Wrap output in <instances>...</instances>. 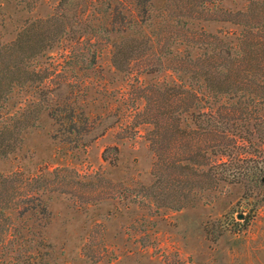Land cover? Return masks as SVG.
<instances>
[{"label": "trees", "instance_id": "trees-1", "mask_svg": "<svg viewBox=\"0 0 264 264\" xmlns=\"http://www.w3.org/2000/svg\"><path fill=\"white\" fill-rule=\"evenodd\" d=\"M50 6L46 17L30 16L17 26L14 38L0 34V159L20 151L23 139L14 131L29 126L27 120L37 125L40 116L33 119L31 109L50 101L49 89L62 87L53 86L54 78L70 87L77 70L97 71L108 50L123 82L163 72L174 77L135 87L123 122H136L119 124L123 131L149 127L157 166L183 169L193 196L195 189L228 184L242 186L247 197L264 188V0H59ZM58 54L61 61L48 67ZM31 90L32 99H22L14 112L13 95ZM48 112L58 127L54 140L77 148L102 120L77 113L70 99ZM50 184L43 171L28 178L0 173V264H57L45 234L43 198L57 189Z\"/></svg>", "mask_w": 264, "mask_h": 264}, {"label": "rangeland", "instance_id": "rangeland-1", "mask_svg": "<svg viewBox=\"0 0 264 264\" xmlns=\"http://www.w3.org/2000/svg\"><path fill=\"white\" fill-rule=\"evenodd\" d=\"M0 2V26L5 28L0 34L6 40L14 38L16 27L30 16L46 17L50 5L59 0L37 8L34 0L28 5L24 0ZM61 58L54 55L47 66ZM113 71L110 53L104 50L97 71L77 70L70 87L63 77L54 78L53 86L62 87L49 89L50 101L31 109L33 119L40 116L37 125L27 120L29 126L14 131L15 139H23L20 151L0 159V173L20 171L28 178L43 171L50 186L56 184V192L43 200L49 216L45 234L55 247L57 264H264V188L251 197L242 186L229 184L189 194L191 185L182 176L183 169L174 175L175 170L157 166L149 127L126 131L119 127L136 122L134 118L123 122L134 88L172 82L171 72L135 75L139 82L134 78L123 82ZM31 92L13 95L14 112L22 99L33 96ZM67 99L77 113L102 117L101 126L96 122L93 134L82 140L84 147L53 138L58 127L48 111ZM111 124L115 127L100 135ZM15 139L11 144L19 146ZM104 155L114 164L104 161ZM55 168L58 172L50 175Z\"/></svg>", "mask_w": 264, "mask_h": 264}, {"label": "water", "instance_id": "water-1", "mask_svg": "<svg viewBox=\"0 0 264 264\" xmlns=\"http://www.w3.org/2000/svg\"><path fill=\"white\" fill-rule=\"evenodd\" d=\"M241 217H242V215H241Z\"/></svg>", "mask_w": 264, "mask_h": 264}]
</instances>
